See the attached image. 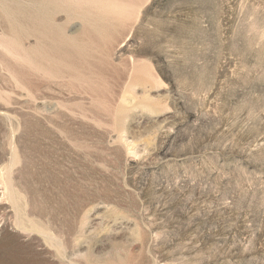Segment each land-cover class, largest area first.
I'll list each match as a JSON object with an SVG mask.
<instances>
[{
  "label": "rangeland",
  "instance_id": "374dc122",
  "mask_svg": "<svg viewBox=\"0 0 264 264\" xmlns=\"http://www.w3.org/2000/svg\"><path fill=\"white\" fill-rule=\"evenodd\" d=\"M102 1L0 0V264H264V0Z\"/></svg>",
  "mask_w": 264,
  "mask_h": 264
},
{
  "label": "bare ground",
  "instance_id": "6f19581e",
  "mask_svg": "<svg viewBox=\"0 0 264 264\" xmlns=\"http://www.w3.org/2000/svg\"><path fill=\"white\" fill-rule=\"evenodd\" d=\"M125 1H126V0H125ZM28 2H29V1H28ZM101 2L103 3L102 0H101ZM105 2H106V1L104 0V3H105ZM112 2H113V0H112ZM127 2H128V1H127ZM102 3H101V6H102ZM106 3H107V2H106ZM109 3H110V2H109ZM113 3H115V1H114ZM119 3H120V2H118L117 5H120L121 3H124V2H121L120 4H119ZM105 5H106V4H105ZM124 5H125V4H124ZM132 5H133V4H132ZM103 6H104V5H103ZM109 6H110V5H109ZM109 6H108V7H109ZM115 6H116V5H115ZM111 7H112L113 9L115 8V7H113V6H111ZM111 7H110V9H112ZM123 7H124V6H123ZM123 7H120V9H121V8H122V9H126V8H125L126 5H125L124 8H123ZM116 8H119V7H116ZM116 8H115V9H116ZM100 9H101V8H100ZM115 9H114V10H115ZM122 9H121V10H122ZM102 10H104V7H103ZM114 10H113V11H114ZM118 10H119V9H118ZM105 11H106V10H105ZM116 11H117V10H116ZM116 11H115V12H116ZM119 11H120V10H119ZM124 11H125V10H124ZM124 11H123V12H124ZM111 12H112V10H111ZM117 12H118V11H117ZM125 12H127V11H125ZM112 13H114V12H112ZM128 13H129V12H128ZM122 14H123V13L121 12V15H122ZM125 14H126V13H125ZM125 14H124V16H125ZM86 15H87V14H86ZM107 15H108V14H107ZM127 15H128V14H127ZM31 16H32V15H31ZM34 17H35V16H34ZM80 17H81V16H80ZM107 17H108V16H107ZM112 17H113V16H112ZM41 18H42V17H41ZM82 18H83V17H82ZM105 18H106V17H105ZM112 19H115V18H112ZM117 19H118V18H117ZM121 19H122V18H121ZM121 19H120V20H121ZM118 20H119V19H118ZM31 21H32V20H31ZM50 21H51V20H50ZM111 21H112V20H111ZM114 21H116V20H114ZM121 22H123V21L121 20ZM36 23H37V22H36ZM47 23H48V22H47ZM49 23H50V22H49ZM52 23H53V22H52ZM39 24H40V22H39ZM41 24H43V21L41 22ZM85 24H86V23H85ZM43 25H44V24H43ZM45 25H46V23H45ZM35 26H36V24H35ZM37 26H38V23H37ZM49 26H51V25H49ZM99 26H101V25H99ZM103 26H104V25H103ZM44 27H45V26H44ZM96 27H97V26H96ZM96 27H95V28H96ZM106 27H107V26H106ZM109 27H110V26H109ZM40 28H41V27H40ZM40 28H39V29H40ZM52 28H53V27H52ZM97 28H98V27H97ZM86 29H87V27H86ZM101 29H103V28H101ZM104 29H105V27H104ZM93 30H94V29H92V31H93ZM95 30H96V29H95ZM44 31H45V30H44ZM44 31H43L42 33H44ZM46 31H47V30H46ZM49 31H50V30H49ZM53 31H54V30H53ZM92 31H91V33H92ZM47 32H48V31H47ZM51 32H52V31H51ZM60 32H61V31H60ZM94 32H95V31H94ZM103 32H104V31H103ZM52 33H53V32H52ZM54 33H55V32H54ZM54 33H53V36H55ZM83 33H84V32H83ZM91 33H90V34H91ZM97 33H98V32L93 33V34H97ZM100 33H101V31H100ZM61 34H62V33H61ZM63 34H64V33H63ZM103 34H104V33H103ZM39 35H40V34H39ZM41 35H43V34H41ZM46 35H48V34H46ZM57 35H58V34H57ZM66 35H67V34H66ZM109 35H110V34H109ZM37 36H38V35H37ZM44 36H45V35H44ZM50 36H51V35H50ZM53 36H52V37H53ZM58 36H59V35H58ZM77 36H79V35H77ZM82 36H83V34H82ZM95 36H96V35H95ZM98 36H99V34H98ZM42 37H43V36H42ZM62 37H63V36H62ZM87 37H88V36H87ZM54 38H55V37H54ZM57 38H58V37H57ZM66 38H67V37H66ZM71 38H72V37H71ZM75 38H76V37H75ZM77 38H78V37H77ZM77 38H76V39H77ZM81 38H82V37H81ZM94 38H95V37H94ZM98 38H100V37H98ZM103 38H104V36H103ZM38 39H40V38H38ZM50 39H51V38H50ZM58 39H59V38H58ZM58 39H57V41H58ZM61 39H62V38H61ZM64 39H65V38H64ZM67 39H68V38H67ZM79 39H80V38H79ZM41 40H42V38H41ZM44 40H45V39H44ZM53 40H54V39H53ZM59 40H60V39H59ZM74 41H75V40H74ZM74 41H72V42H74ZM76 41H77V40H76ZM76 41H75V42H76ZM46 42H47V39H46ZM66 42H67V41H66ZM70 42H71V41H70ZM70 42H69V43H70ZM47 43H48V42H47ZM61 43H62V42H61ZM67 43H68V42H67ZM76 43H77V42H76ZM37 44H38V43H37ZM54 44H56V42H55ZM74 44H75V43H74ZM81 44H82V43H81ZM90 44H91V43H90ZM100 44H101V43H100ZM45 45H46V43H45ZM58 45H59V44H58ZM52 46H53V44H52ZM60 46H61V44H60ZM62 46H63V45H62ZM65 46H66V45H65ZM68 46H69V45H68ZM76 46H77V45H76ZM80 46H81V45H80ZM38 47H39V46H38ZM41 47H42V46H41ZM46 47H47V46H46ZM66 47H67V46H66ZM43 48H44V47H43ZM50 48H51V47H50ZM73 48H74V47H73ZM77 48H78V47H77ZM81 48H82V47H81ZM59 49H60V48H59ZM61 49H63V48L61 47ZM68 49H69V47H68ZM71 49H72V47H71ZM43 50H45V49H43ZM50 50H52V49H50ZM53 50H54V49H53ZM57 50H58V49H57ZM64 50H65V49H64ZM78 50H79V49H78ZM82 50H84V49H82ZM82 50H81V52H82ZM45 51H46V50H45ZM48 51H49V50H48ZM48 51H47V52H48ZM71 51H72V50H71ZM73 51H74V50H73ZM75 51H77V50L75 49ZM75 51H74V52H75ZM50 52H52V51H50ZM55 52H56V50H55ZM62 52H64V51H62ZM62 52H61V54H62ZM65 52H67V51H65ZM81 52H80V54H81ZM82 53H83V52H82ZM52 54H54V53L52 52ZM61 54H59V56H60ZM76 54H77V53H76ZM63 55H64V53H63ZM73 56H74V55H73Z\"/></svg>",
  "mask_w": 264,
  "mask_h": 264
}]
</instances>
